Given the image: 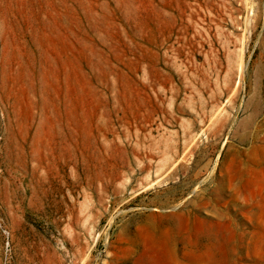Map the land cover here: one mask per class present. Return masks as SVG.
Instances as JSON below:
<instances>
[{"label":"rangeland","instance_id":"1","mask_svg":"<svg viewBox=\"0 0 264 264\" xmlns=\"http://www.w3.org/2000/svg\"><path fill=\"white\" fill-rule=\"evenodd\" d=\"M0 264H264V0H0Z\"/></svg>","mask_w":264,"mask_h":264},{"label":"bare ground","instance_id":"2","mask_svg":"<svg viewBox=\"0 0 264 264\" xmlns=\"http://www.w3.org/2000/svg\"><path fill=\"white\" fill-rule=\"evenodd\" d=\"M172 176V173H170V172H168L167 174H165V177L163 178V179H167V178H169V177H171ZM161 181H163V180H159L157 183H161ZM159 216H160V219H161V215L159 214ZM154 218H155V216H153ZM152 217V218H153ZM158 216H156V218H157ZM165 217V216H164ZM159 218V217H158ZM145 219V218H144ZM113 259H114V257H113ZM112 258H110V260H109V263H111L112 262V260H113Z\"/></svg>","mask_w":264,"mask_h":264}]
</instances>
